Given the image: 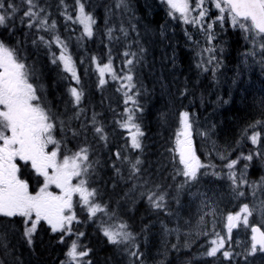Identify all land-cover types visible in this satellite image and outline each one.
Masks as SVG:
<instances>
[{"label": "snow or ice", "instance_id": "1", "mask_svg": "<svg viewBox=\"0 0 264 264\" xmlns=\"http://www.w3.org/2000/svg\"><path fill=\"white\" fill-rule=\"evenodd\" d=\"M160 2L167 6L170 18L203 33L206 46L200 47L198 41H192L198 49L196 67L201 72H211L215 77L221 67L223 48H217L214 42L216 28L224 30L225 25L240 32L245 45L250 46L242 55L245 58L258 55L260 58L255 62L264 71V0ZM89 7V0H72L71 4L67 0H57L56 8L63 18L64 30L70 33L65 38L59 33L57 20L46 0H0V29L13 36L18 26L26 30L24 36H32V46L37 50L43 48L50 63L61 68L68 74L65 78L73 82L68 87L71 113H54L42 87L35 83L38 79L36 68L21 56V45L25 41L17 40L13 46L0 39V264H23L17 246L9 239L10 234L18 232L19 246L35 253L37 240L44 231L53 235L57 244L65 246L64 259L59 264H96L93 249L83 243L85 232L76 227L84 223L97 224L105 242L123 258L122 264H144V252L137 237L110 204L104 203L96 185L113 189L121 183L128 185V191L124 193L126 200L142 199L153 211L169 215L172 212L170 199L179 207L180 194L191 192L202 177L222 176L221 172L215 171V165L204 163L197 154L193 139L194 120L187 110L178 114L179 126L174 133V142L166 149L168 163L147 161L146 132L139 122L144 107L138 99L147 91L139 80L146 49L140 44L138 29L131 23L132 17L128 16L130 0H112L105 6L107 43L103 40L101 43L108 49L107 59L90 57L91 65L95 66L98 89L102 90L108 83L106 77L119 84L116 91L122 92L125 107L114 124L122 133H127L121 136L124 143L105 163L95 158L96 147L107 146L109 133L105 122L99 118L101 114L93 110L89 115L82 104L85 93L81 76L69 50V41L73 37L77 46H81L96 36L98 21L87 10ZM213 10L215 16L211 15ZM130 32H136L137 36L131 37ZM185 35L192 40L187 30ZM117 43L123 47L119 72L114 67L113 55ZM247 62L245 59L244 63ZM186 95L187 88L179 92L180 97ZM161 118L166 120V115L161 113ZM250 127H259L261 131H253L251 135L245 131L246 139L254 146L249 153L229 159L227 152H217L218 158L225 162L223 167L227 172L223 175L231 182L235 197H245L246 192L242 190L245 186L251 190L253 198L258 191L264 194V178L252 184L244 178L254 159L264 161V151H261L264 148V120H257ZM199 134L207 137L208 131ZM241 160L247 163L243 165L245 171L238 175L237 166ZM169 166L170 175L165 176ZM104 168L110 172H104ZM26 176L34 180L37 190H31L30 179ZM153 177L173 183L166 185ZM52 188L58 191H52ZM129 193L137 196L131 197ZM193 195L200 199L205 209L201 220L209 214L215 215L213 197L202 191ZM78 208L84 214V220L80 219ZM257 213L264 218V199L252 207L243 203L238 211L229 212L223 233L215 227L211 232L205 230L203 235L207 240L202 245L201 256L209 258L210 264H216L218 260L235 264L238 255H243L245 264H255L257 257L264 258V225L250 221ZM241 227L250 230L251 235L249 246L239 254L233 251L232 243L233 230Z\"/></svg>", "mask_w": 264, "mask_h": 264}, {"label": "trees", "instance_id": "2", "mask_svg": "<svg viewBox=\"0 0 264 264\" xmlns=\"http://www.w3.org/2000/svg\"><path fill=\"white\" fill-rule=\"evenodd\" d=\"M46 2L51 5L50 11L53 14V18L57 20L59 33L62 37H68L70 33L64 30L63 18L59 16L56 8L57 0H46ZM67 2L69 4L72 3L71 0H67ZM111 2L112 0H89V11L95 15L98 21L96 36L93 40H88L81 46H77L74 37L69 41V50L76 62L77 72L81 76V85L85 93L82 104L88 110L89 115L93 110L101 114L99 118L105 122L109 133L107 146L103 148L97 146L95 149V158L99 159L102 164L108 160L112 152L124 143L121 136L127 135V133H122L114 124V120L119 118V114L122 113L125 107L122 92L116 91L119 84L112 81L110 77H106L108 83L102 90L98 89L96 86L97 75L94 71L95 66L90 63V57L93 55L107 59L105 55L108 51L105 47L107 37L104 35L105 6ZM130 6L131 11L128 13V16L132 17L131 23L135 24L138 29L140 44L146 49L143 67L139 72V80L147 91L143 96L138 98L144 107V112L139 122L146 132V137L144 138L146 145L145 156L151 164H155L156 161H162L164 164H167L169 154L166 149L174 142V133L177 130V125H179L176 122L179 112L187 110L200 117L202 113L201 100L205 99L209 101L211 98L207 87L201 89V78L203 75H201L200 69L196 67L198 60L196 53L198 49L192 42L198 41L199 46L204 47L206 46L205 37L203 33L191 25H184L170 18L167 15L168 9L164 4L153 7L151 10L143 0H130ZM211 15L215 16L214 10ZM145 30L148 31L147 34ZM185 30L191 34L192 40H189L185 35ZM25 31L18 26L16 34L13 36L2 29L0 39L13 46L17 40L25 41L21 45V56L26 57L27 61L39 73L45 74L43 76L49 78L48 83L44 85L46 95L51 101L50 104L53 112L64 113L67 111L71 113V98L68 95V87L73 82L65 78L68 74L63 73L61 68L50 63L49 56L43 48L37 50L32 46V36L25 37ZM149 31L152 34H149ZM216 33L217 38L214 43L217 48H223L224 56L237 57L249 47L245 45L240 32L233 30L229 25H225L224 30L217 27ZM77 35H79V32H77ZM130 36L135 37L137 33L130 32ZM102 40L105 43H101ZM122 51V44L117 43L114 45V67L117 72L122 67L123 58L120 56V52ZM81 60H84L83 64L80 63ZM173 60H175L174 64ZM39 61H41V65H39ZM155 62L163 68L161 70L162 75L154 73ZM86 69H89V71H86ZM206 75L209 78L210 74L206 73ZM157 77L160 78L163 87L161 83L156 81ZM185 88H187V95L180 97L179 92ZM169 105H171V108L174 109L173 112L177 115H169ZM161 113L166 115V120L161 118ZM234 116L236 121H239L243 115L234 114ZM152 135L155 137L152 138ZM203 149L206 152H210L207 147H203ZM224 163L221 162V165L223 166ZM103 171L110 172V169L104 168ZM170 172L171 166H169V172H166L165 176L170 175ZM25 178L30 179V182H34L29 176ZM153 178L166 185L173 183L171 180L160 181L158 177ZM105 179H107V176H105ZM96 186L100 190L104 203L110 204L119 214L120 219L127 222L129 229L137 237V242L141 248L142 236L147 235V233L152 234V231L148 227L149 224L152 223L153 219L162 218L164 213L153 211L142 199L135 201L132 199L126 200L124 193L128 191V185L121 183L115 189L112 187H101L100 185ZM169 191L172 190L169 189ZM172 195H175V193L172 192ZM129 196L136 197L137 194L129 193ZM172 204L173 200L170 199L171 209L173 207ZM78 215L81 220L85 219L83 213L80 212ZM77 228L85 232L83 243L93 249V259L96 264H105V262L107 264H122L123 258L116 253L113 246L105 242L96 223L80 224L77 225ZM9 239L13 245L17 246L20 260L23 262L28 259V263L24 264H59L60 260L64 259L65 246L57 244L56 238L46 231L40 233L35 253H31L26 247L19 246L17 243L19 239L18 232L10 234ZM144 250L142 251L144 252ZM149 255L148 252L144 253V264L152 261ZM189 258L190 264L199 263L198 261H194L193 253L189 255L187 253L172 255L168 262L171 264H183V262L187 263Z\"/></svg>", "mask_w": 264, "mask_h": 264}, {"label": "rangeland", "instance_id": "3", "mask_svg": "<svg viewBox=\"0 0 264 264\" xmlns=\"http://www.w3.org/2000/svg\"><path fill=\"white\" fill-rule=\"evenodd\" d=\"M144 2L151 10L153 9V7H157L161 3L160 0H144ZM1 30L2 29H0V33ZM145 33L147 34L148 31L145 30ZM149 34L152 33L149 31ZM23 58L27 60L26 57ZM259 58L260 57L258 55L255 58L253 57L245 58L242 54L238 57L236 63L238 73L236 77L233 79L234 83L231 88L232 94L230 101H232L233 98L236 97V93H238L237 98L235 99V101H238V103H233V104L238 107L237 109L244 110L243 113H245V119L242 122V125L249 124L247 127L245 128L242 127L241 129L237 127V129H235V125H232V129H229L226 125L235 123L236 118L234 115L233 116L229 115V112H225V117H224L221 108L219 109L217 108L213 113H210L208 115V121L206 123L203 122L201 118L197 116L195 113L190 112L194 120V124H193V128L195 129L194 134L196 136V139L199 141V143L201 142V135L199 133L206 130L208 131L207 138L211 144V146L207 147L208 149L215 150L216 147L220 146L221 143L226 140H228V144H229L231 139H232L231 141L232 144H235L236 142L235 139L240 133H243L247 129H249L250 125H252L255 121L264 120V103L261 102L264 99V71H262L260 64L255 62L256 60H259ZM245 59H247L248 61L247 64L244 63ZM27 63L31 65L30 62L27 61ZM39 65H41V61H39ZM230 65L232 66V62L230 63ZM162 69L163 68L157 62L154 63V73H159L160 75H162L161 73ZM224 69L225 67H220L216 71V75L214 77L215 80L220 81L221 74ZM232 69L233 67H229V69H227L228 72L226 74L227 75L230 74ZM36 75L38 79L35 80V83H37L38 86L42 87V84L44 85L48 83L49 78L47 76H43L45 74H41L37 72ZM175 80L177 79L175 78ZM156 81L158 83H161V85L163 84L159 77L156 78ZM43 95L45 96L48 104L50 105L51 101L46 96V92L44 89H43ZM221 95L219 94L215 98V101L221 99L223 97V94ZM205 102H206L205 99L201 100L200 106L204 107ZM246 102H251L252 106L254 107L255 114L253 117H251L249 111V109L253 107L243 106ZM169 106H170V108H168L170 110L169 115L172 114L177 115L173 112L174 109L171 108V105ZM259 116L260 119H258ZM248 117H251V121L248 119ZM221 118L224 119L221 121ZM176 122L179 124V117H177ZM178 126L179 125H177L176 128H178ZM153 137L155 136L152 135V138ZM260 164H262L264 168V161L260 160ZM244 171L245 170L242 169V172ZM226 172L227 169L224 168V173ZM237 174L238 175L240 174L238 170H237ZM217 179L219 180H212L209 183H205L203 181V178H201L200 182L192 187L191 192L184 191L180 194L179 207H177L175 200H173V204H172L173 207L171 214L169 215L164 214L162 218H156L152 220V223L149 224L148 226L149 229L152 231V234L147 233V235L142 236L141 249L142 250L145 249L144 253L148 252L150 254L149 257L152 258V261L148 262L147 264H157V258L159 256L162 258L161 261L166 263L169 259H171L172 255H181L177 253L178 251L182 249L192 250L194 249V247L198 248L194 254L195 259L197 260L209 259L201 256V253L204 251V247H202V245H205V243L201 242V239L205 237L203 235V232L205 230L211 232L213 227H215L217 231H221L222 233L225 231V229L222 228V224L224 225L226 223V215L224 213L221 204L226 203L227 201L230 200L225 197L224 195L225 191L219 192L218 190L221 188L222 189L227 188V184L225 183L226 181L228 182V186L230 187L231 182L227 179L226 175H222L221 178H217ZM220 180L224 181L222 185H220L219 183ZM51 190L57 191V189L55 188H52ZM247 190L251 191L250 189ZM197 191L207 192L209 196L213 197V202L215 203L216 206V212L215 215L211 214L212 221L211 220L207 221L205 218L206 216H204V219L201 220V216L203 215L205 209H203L200 199H198L196 196L193 195V193H196ZM216 192H219L218 197L217 195H215ZM236 200L237 197L234 196L233 202L234 201L236 202ZM77 213H80L79 208L77 209ZM256 218L260 222L264 223V218H262L258 213L256 214ZM222 219H224V221H222ZM220 220L221 223L220 225H218ZM165 228L168 229L167 232H165ZM246 233H248V230H245L242 227L239 228L240 237L244 236ZM244 242H245L244 244H241L240 242V247L242 245V247L247 248L249 246V242L246 241L245 237H244ZM185 253L189 255L192 252H185ZM189 261L187 263L183 262V264H188ZM24 263H28V259L23 261V264ZM159 264H161V262ZM255 264H264V258L261 257L255 258Z\"/></svg>", "mask_w": 264, "mask_h": 264}, {"label": "flooded vegetation", "instance_id": "4", "mask_svg": "<svg viewBox=\"0 0 264 264\" xmlns=\"http://www.w3.org/2000/svg\"><path fill=\"white\" fill-rule=\"evenodd\" d=\"M227 60L229 59H232L233 57H225ZM236 73L232 74L231 75V79H230V84L232 85V81H233V78L235 77ZM230 89V88H229ZM231 94L232 92L228 93L225 97L222 98V100L220 101H213V102H205L204 104V107H203V110H202V115H201V120L203 122H207L208 121V115L210 113H213L217 108H221V111L223 112L224 114V117H225V112H229V115H234V114H237V115H243L242 116V119H240L239 121H236L235 120V123H231V124H228L226 125L229 129H232V125H235V129H237V127H239L240 129L242 127H247L249 124H245V125H242V122L244 121L245 119V113L243 109H237L238 107L235 106L233 103H238V101H235V99L237 98V95L238 93H236V97L233 98L232 101H230V98H231ZM257 99V98H256ZM227 102L225 103L224 101ZM264 103V99L261 101ZM243 106H248V107H253L252 106V103L251 102H246ZM250 111V115L251 117L254 116L255 114V110H254V107L253 108H250L249 109ZM251 117H248V119L251 121ZM224 118H221V121L223 120ZM258 119H260V116L258 117ZM249 121V122H250ZM247 133L249 135L252 134L253 131H261V129L259 127L253 129V128H249L246 130ZM245 132L243 133H240L237 137H236V142L235 144H232V139L230 140L229 144H228V140L224 141L221 143L220 146L216 147L215 150H210V152H206L204 151L203 147H208V146H211L209 140L207 137H204V136H201V151H200V157H201V160L204 162V163H211L213 165H215V171L217 172H221L222 175L224 173V167L220 164V159L218 158V156L216 155V152H227L229 154V159L231 157V159H235L237 157H239L241 155V153H244V154H247L251 151V149H253V145H251L250 141H248L244 135ZM262 138H264V131H262ZM261 151H264V148H261ZM221 162H224V161H221ZM247 163L246 161H243L241 160L240 161V164L237 166V170L239 171V173L242 172V169L243 168V165ZM211 171V170H209ZM246 176H245V179L250 183H256V182H259L261 181L262 178H264V168H263V165L260 164V159L257 158V159H254L249 168L247 169L246 171ZM203 178V181L205 183H209L211 182L212 180H219L217 179L216 177L214 176H204L202 177ZM223 180H220L219 183L220 185L223 184ZM227 184V188H224V189H219L218 191L219 192H223L225 191L224 195L226 198L230 199L229 201H227L226 203H223L221 204L223 210H224V213L225 215L227 216V214L229 212H236L239 210L240 206L243 204V203H249L250 207L254 206V205H258L260 203V200L264 199V194H262L261 192H257V196L255 198H253L252 194H251V191H248L247 189V186H245L244 190L246 192V195L245 197H237V200L236 202L234 200V195L232 194V192L230 191V187L228 186V182L226 181L225 182ZM37 189V185L35 184V182H31V190L35 191ZM247 190V191H246ZM58 191V190H57ZM219 192H216L215 195H217V197L219 196ZM212 215L209 214L207 215L205 218L206 220H211L212 221ZM222 221H224V219H222ZM250 221L254 224H257V225H264L263 222H260L259 220H257L256 218V214L253 215L252 217H250ZM221 223V220L219 222L218 225H220ZM222 228H224V225L222 224ZM262 230H264V228H262ZM248 234V235H247ZM250 230H248V233H246L244 236L240 237V234H239V229H234L233 230V243H232V249L235 253H239V254H242L244 251H245V247H240V242L241 244H244V237L246 239V241L249 242L250 244ZM207 240L206 237H203L201 239V242L202 243H205V241ZM194 248H197V247H194ZM198 249V248H197ZM191 250V249H190ZM190 250H180L178 251L177 253L178 254H182V253H185V252H188ZM161 257L159 256L157 258V264H159L161 262ZM169 261V260H168ZM166 262L164 264H171L169 262ZM201 264H207L206 262V259H202L201 261ZM210 264V263H208ZM219 264H227V262H224V261H220ZM235 264H245L244 262V257L243 255H238L237 256V261L235 262Z\"/></svg>", "mask_w": 264, "mask_h": 264}, {"label": "bare ground", "instance_id": "5", "mask_svg": "<svg viewBox=\"0 0 264 264\" xmlns=\"http://www.w3.org/2000/svg\"><path fill=\"white\" fill-rule=\"evenodd\" d=\"M147 219V218H146Z\"/></svg>", "mask_w": 264, "mask_h": 264}]
</instances>
